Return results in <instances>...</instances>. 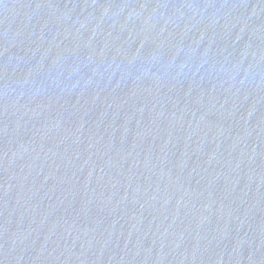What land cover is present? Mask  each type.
Wrapping results in <instances>:
<instances>
[{"label": "water", "instance_id": "water-1", "mask_svg": "<svg viewBox=\"0 0 264 264\" xmlns=\"http://www.w3.org/2000/svg\"><path fill=\"white\" fill-rule=\"evenodd\" d=\"M0 264H264V0H0Z\"/></svg>", "mask_w": 264, "mask_h": 264}]
</instances>
